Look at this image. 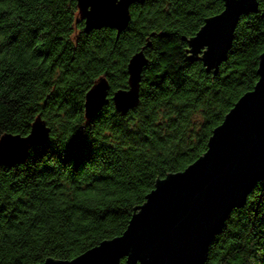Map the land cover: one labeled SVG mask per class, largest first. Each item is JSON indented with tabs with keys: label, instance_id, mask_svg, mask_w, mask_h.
Masks as SVG:
<instances>
[{
	"label": "trees",
	"instance_id": "1",
	"mask_svg": "<svg viewBox=\"0 0 264 264\" xmlns=\"http://www.w3.org/2000/svg\"><path fill=\"white\" fill-rule=\"evenodd\" d=\"M257 3L213 71L186 53L182 32L221 12L223 0L135 1L121 31L85 30L77 0H0V135H26L38 114L49 127L22 161L0 163V264L74 256L123 231L157 174L207 149L225 110L258 77ZM141 49L138 102L118 111L112 95L127 88V63ZM100 76L108 101L86 117L85 93ZM203 264H264V178L231 210Z\"/></svg>",
	"mask_w": 264,
	"mask_h": 264
},
{
	"label": "water",
	"instance_id": "2",
	"mask_svg": "<svg viewBox=\"0 0 264 264\" xmlns=\"http://www.w3.org/2000/svg\"><path fill=\"white\" fill-rule=\"evenodd\" d=\"M143 0H77L85 30L101 26L121 31L129 6ZM221 12L206 17L194 33L182 32L190 57L200 56L206 70L216 71L226 58L241 14L257 11V0H223ZM149 43H147L148 45ZM200 53V54H197ZM135 52L127 63L128 86L112 95L124 112L138 102L142 66ZM258 77L213 127L207 149L184 168L157 174L155 186L130 215L123 231L102 238L74 256L47 254L26 264H203L213 237L235 207L242 206L252 187L264 178V50L259 52ZM108 81L100 76L86 91L84 115L91 117L108 101ZM49 127L38 114L26 135H0V163L22 161L31 145L47 139Z\"/></svg>",
	"mask_w": 264,
	"mask_h": 264
}]
</instances>
